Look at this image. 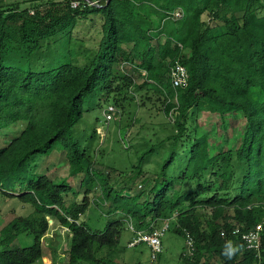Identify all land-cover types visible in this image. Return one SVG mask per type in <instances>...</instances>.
<instances>
[{
	"label": "trees",
	"instance_id": "trees-1",
	"mask_svg": "<svg viewBox=\"0 0 264 264\" xmlns=\"http://www.w3.org/2000/svg\"><path fill=\"white\" fill-rule=\"evenodd\" d=\"M73 1L0 10V131L12 129L1 134L0 196L32 207L0 229V264L39 260L49 217L71 233L69 264H109L124 221L102 230L80 222L97 186L137 228L150 232L169 219V230L189 232L196 251L182 255L185 264H210L201 260L207 253L220 264H264V0ZM176 10L181 15L171 18ZM80 24L86 32L77 36ZM175 60L188 71L183 87L170 80ZM124 62L146 71L143 84L163 98L173 127L137 157L132 180L145 174L141 163L151 151L160 155L132 195L96 168L98 135L88 117L142 90L131 75L114 72ZM202 112L238 123L237 141L210 151L207 136L198 135ZM55 149L64 151L70 174L82 177V198L80 188L37 171ZM70 192L80 200L68 206ZM116 197L125 203L113 204ZM260 223L257 256L240 232ZM23 233L33 235L31 245L16 242Z\"/></svg>",
	"mask_w": 264,
	"mask_h": 264
},
{
	"label": "rangeland",
	"instance_id": "rangeland-1",
	"mask_svg": "<svg viewBox=\"0 0 264 264\" xmlns=\"http://www.w3.org/2000/svg\"><path fill=\"white\" fill-rule=\"evenodd\" d=\"M65 1L67 0H0V10L9 11L14 8L32 10L34 6H40V9H45L52 4H62ZM176 15L171 18L176 19L180 16ZM153 17V19L158 18L157 16ZM85 32L84 26L80 24L75 30V35L81 36ZM138 66V63L130 64L127 62L114 66L116 74L131 75L135 84L143 86L139 93L134 92V100H123L120 106L112 103L103 104L100 108L88 114L90 122L96 127L98 135L97 163L95 166L107 175L108 181L116 189H120L123 186L129 187L130 192L127 195L136 193L143 177L145 175L148 176V173L155 172L158 166L159 152L153 153L154 151H151L152 153L141 163V166L145 167V174L143 173L144 175L141 177L132 180L130 177L134 175L133 164L139 163L137 161L139 154L148 145L158 141V138L169 134L173 128L171 123H169L171 119L162 112L163 98H159L158 94L149 88V84H143L149 79H147L146 71ZM148 83L150 82L148 81ZM147 96H150V98H147ZM109 106L114 107L116 111L111 115V118L105 113ZM197 120L198 135L207 136L210 143V151L215 152L222 148H227L237 141L236 137L241 129L238 123L228 121L225 123L218 114L210 112L200 113ZM9 130L0 131V141L2 140L1 136ZM161 163L162 160H160L159 164ZM37 171L56 181L65 180L74 190L78 191L80 188L82 177L79 174H70L69 163L65 158L64 151L60 149H55L43 157L38 162ZM82 188H80V198L84 195ZM79 197L75 193L70 192L64 195V200L68 206H71ZM89 197L90 205H88L80 219V222L83 221L87 227L93 230H102L109 221H124L120 225L121 231L118 242L115 247H111L113 253L109 264H185L182 256L186 250L185 238L173 228L163 234L162 252L152 261L150 248L147 244L140 243L135 247L127 246L128 241L134 234V230L139 229L128 216L119 213V209L118 212L112 210V206L109 207L112 203L103 201L100 198L101 191L98 186L93 189ZM115 200L117 202H113V204L125 203L121 197H116ZM108 210L110 213H108ZM31 212L32 207L29 204L0 196V229L13 218L19 215H27ZM204 218L202 216V221ZM70 239V231L62 226L56 217H49V227L43 236L42 257L32 264H69L68 247ZM16 242L21 246L31 245L33 243V235L28 233L20 234ZM105 251L107 252V249H103L102 252ZM201 260L210 264H220V260L213 253H207Z\"/></svg>",
	"mask_w": 264,
	"mask_h": 264
},
{
	"label": "built area",
	"instance_id": "built-area-1",
	"mask_svg": "<svg viewBox=\"0 0 264 264\" xmlns=\"http://www.w3.org/2000/svg\"><path fill=\"white\" fill-rule=\"evenodd\" d=\"M105 1L107 0H75L72 2V6H77L79 4H84L88 6H100ZM176 14L181 15V12L179 10H176L173 13V16ZM169 75L173 87H183L187 84L188 71L179 60H175L174 63L171 65ZM114 111V107L109 106L106 109L105 113L108 115L109 118H111V115ZM169 227L170 221L169 219H165L162 222L161 226L153 228L150 232L146 230H134V234L128 241L127 246L135 247L140 243H146L151 251V259L154 260L162 252V236L166 231L169 230ZM262 229L263 224L260 223L258 225H255L248 231L240 232V239L243 241L246 248L255 250L257 256H259L260 254L259 240L260 231ZM236 232H238V230H236L234 233ZM185 243L186 250L184 251V255L188 258L193 257L196 251L194 239L187 231L185 232Z\"/></svg>",
	"mask_w": 264,
	"mask_h": 264
},
{
	"label": "clouds",
	"instance_id": "clouds-1",
	"mask_svg": "<svg viewBox=\"0 0 264 264\" xmlns=\"http://www.w3.org/2000/svg\"><path fill=\"white\" fill-rule=\"evenodd\" d=\"M137 230H143V229H137ZM185 238V237H184ZM151 252V251H150ZM183 255H184V253H183ZM185 256V255H184ZM158 257V256H157ZM152 260V259H151ZM155 260V259H154ZM154 260H152V261H154Z\"/></svg>",
	"mask_w": 264,
	"mask_h": 264
}]
</instances>
